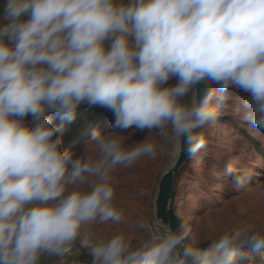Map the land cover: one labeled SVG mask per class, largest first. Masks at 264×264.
<instances>
[{
  "label": "clouds",
  "instance_id": "1",
  "mask_svg": "<svg viewBox=\"0 0 264 264\" xmlns=\"http://www.w3.org/2000/svg\"><path fill=\"white\" fill-rule=\"evenodd\" d=\"M232 89L246 94L242 119L264 132V0H3L0 264L63 258L77 241L91 264H239L244 249L264 248L254 224L207 247L194 246L187 223L163 218L135 244L123 230L86 231L122 219L113 173L155 159L153 133L195 158L206 143L197 129L215 122L217 92ZM84 104L110 110L120 131L96 128L80 150H64ZM132 127L148 134L126 143ZM250 178L232 183L246 189Z\"/></svg>",
  "mask_w": 264,
  "mask_h": 264
},
{
  "label": "rangeland",
  "instance_id": "2",
  "mask_svg": "<svg viewBox=\"0 0 264 264\" xmlns=\"http://www.w3.org/2000/svg\"><path fill=\"white\" fill-rule=\"evenodd\" d=\"M245 96L235 89L228 93L217 92L213 100L215 122L205 124L198 132L205 138V146L195 158L188 159L181 171L175 209L191 227L190 240L194 246L207 247L223 232L245 224L264 228V132L253 128L239 114ZM82 106L86 109L85 118L93 117V112L98 114L88 123V134L73 147V151L80 150L96 128L105 134L120 131L113 128L114 116L110 110L96 106L88 111L86 104ZM25 119L31 121L30 116ZM121 134L130 136L126 143H132L142 140L148 133L132 127ZM150 139L159 145L155 159L143 157L132 167H118L113 173L116 179L114 203L124 209L122 219L118 223L108 220L88 226L86 231L93 236L107 237L123 230L134 244L147 237L146 224L155 216V199L164 169L161 166L171 153L169 145L155 133ZM229 161L232 172L225 168ZM244 172L250 173L251 178L246 189L238 190L232 177ZM73 249L80 253L83 263L91 264L88 250L82 248L79 241ZM245 255L248 257L247 253ZM249 256L251 260L258 257V264H264V248L254 255L249 253ZM51 259L58 263L70 262L64 257Z\"/></svg>",
  "mask_w": 264,
  "mask_h": 264
},
{
  "label": "water",
  "instance_id": "3",
  "mask_svg": "<svg viewBox=\"0 0 264 264\" xmlns=\"http://www.w3.org/2000/svg\"><path fill=\"white\" fill-rule=\"evenodd\" d=\"M199 91L201 94H203V83L199 85ZM188 159L189 158L186 154H184L182 151H179V155L174 166L162 174L155 199L156 218H163L165 221L172 223L174 228L179 226L181 223H184L183 219L177 214L175 209V196L181 171Z\"/></svg>",
  "mask_w": 264,
  "mask_h": 264
},
{
  "label": "trees",
  "instance_id": "4",
  "mask_svg": "<svg viewBox=\"0 0 264 264\" xmlns=\"http://www.w3.org/2000/svg\"><path fill=\"white\" fill-rule=\"evenodd\" d=\"M0 2H3V0H0ZM90 109H88L89 111ZM85 112L86 109L81 106L78 109V113L77 116L75 118V120H73L65 129L64 133H63V143H62V149L64 150H72L73 147H75L82 138H84L88 132H89V128H88V123L93 120V118L98 114L96 113H92L93 117H89V118H85ZM199 132V129H198ZM249 249H244V256L243 258L239 261L241 264H258V257H254V259H250L249 257V253L250 255L253 254L254 252L252 251H247ZM245 253L248 254L245 255Z\"/></svg>",
  "mask_w": 264,
  "mask_h": 264
},
{
  "label": "built area",
  "instance_id": "5",
  "mask_svg": "<svg viewBox=\"0 0 264 264\" xmlns=\"http://www.w3.org/2000/svg\"><path fill=\"white\" fill-rule=\"evenodd\" d=\"M156 219H157L156 216H154L153 218H151L147 222L146 228H147V226L153 225ZM64 258L70 260V263L71 264H86V263H83V261L81 260L80 253L77 250H74V249L72 250V252H71L70 255H67Z\"/></svg>",
  "mask_w": 264,
  "mask_h": 264
},
{
  "label": "bare ground",
  "instance_id": "6",
  "mask_svg": "<svg viewBox=\"0 0 264 264\" xmlns=\"http://www.w3.org/2000/svg\"><path fill=\"white\" fill-rule=\"evenodd\" d=\"M178 155H179V151L175 155H173L171 151V153L168 155L166 159V162L161 166V168L162 167L164 168L162 174H164L166 171L170 170L174 166L178 158Z\"/></svg>",
  "mask_w": 264,
  "mask_h": 264
},
{
  "label": "crops",
  "instance_id": "7",
  "mask_svg": "<svg viewBox=\"0 0 264 264\" xmlns=\"http://www.w3.org/2000/svg\"><path fill=\"white\" fill-rule=\"evenodd\" d=\"M40 264H65L64 262H53L52 261V259H51V257H49V256H44V257H42L41 258V261H40ZM68 264H71L69 261H68Z\"/></svg>",
  "mask_w": 264,
  "mask_h": 264
}]
</instances>
